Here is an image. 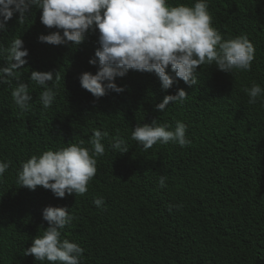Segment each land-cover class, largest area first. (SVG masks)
Instances as JSON below:
<instances>
[{
    "label": "trees",
    "instance_id": "trees-1",
    "mask_svg": "<svg viewBox=\"0 0 264 264\" xmlns=\"http://www.w3.org/2000/svg\"><path fill=\"white\" fill-rule=\"evenodd\" d=\"M179 2L191 6L194 0ZM209 12L225 39L246 35L253 43L251 71L231 75L205 64L197 85L177 79L164 91L155 73L130 70L115 81L123 93L99 99L78 79L98 70L89 63L99 47L98 30L79 46H54L38 39L55 31L41 23L42 10L33 8L23 24L18 13L8 21L0 43L23 39L29 56L19 82L28 84L33 99L21 112L11 96L18 81L0 85V161L11 162L0 180V264H42L24 250L49 227L42 216L48 206L74 215L62 238L84 249L82 264H264V104H249L242 90L253 83L264 88V0H209ZM32 71L59 73L56 99L47 110ZM179 89L188 93L183 104L156 110ZM154 120L172 128L184 122L191 143H158L144 151L131 133ZM96 129L109 136L84 195L58 198L42 186L33 191L17 183L22 162L81 140L91 147ZM117 133L127 153L110 147ZM96 198L104 204L97 207Z\"/></svg>",
    "mask_w": 264,
    "mask_h": 264
},
{
    "label": "clouds",
    "instance_id": "clouds-1",
    "mask_svg": "<svg viewBox=\"0 0 264 264\" xmlns=\"http://www.w3.org/2000/svg\"><path fill=\"white\" fill-rule=\"evenodd\" d=\"M33 8L42 10L40 21L44 26L55 29L47 35L41 34L40 42L79 46L87 34L98 30L99 47L89 60L91 65H98V70L78 77L81 87L96 99L109 92L123 93L125 89L115 81L130 70L155 73L162 89L167 91L177 79L189 87L197 85V73L202 65L215 64L216 69L232 75L251 71L255 58L254 45L246 35L225 39L213 27L209 0H194L191 6L179 0L175 5L170 0H0V32L8 31V21L17 13L18 23L23 24ZM28 56L29 50L21 37L12 39L7 47L0 43V59L4 61L0 64V85L18 81L11 96L21 112L31 108L33 99L28 84L19 82V70L27 64ZM59 79L58 72H31L30 80L44 89L39 94V103L45 110L56 99L54 87ZM242 90L249 96V104H256L258 99L264 104V88L259 84L253 83ZM187 97L188 93L179 89L174 95H166L156 110L162 113L170 103L183 104ZM186 131L187 125L182 121L172 128L154 120L151 124L137 125L131 139L144 151L158 143L172 142L184 147L191 143ZM108 136L107 131L96 129L88 141L91 147H85L81 140L31 156L22 162L17 183L33 191L42 186L58 198L66 194L84 195L97 173V158L105 154L102 141ZM110 147L120 154L129 151L119 133L111 138ZM10 163L0 161V180ZM165 181V176L159 178L160 187L166 186ZM94 204L100 207L104 201L96 198ZM42 216L49 227L33 238L24 256H33L42 264H82L84 249L62 238V230L72 224L74 215L66 207L48 206Z\"/></svg>",
    "mask_w": 264,
    "mask_h": 264
}]
</instances>
